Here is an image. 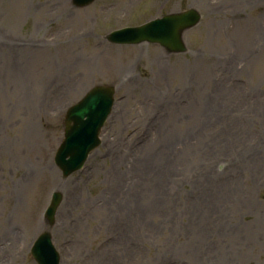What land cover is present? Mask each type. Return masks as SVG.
<instances>
[{
	"label": "rangeland",
	"instance_id": "rangeland-1",
	"mask_svg": "<svg viewBox=\"0 0 264 264\" xmlns=\"http://www.w3.org/2000/svg\"><path fill=\"white\" fill-rule=\"evenodd\" d=\"M193 6L188 53L103 40ZM97 83L118 100L65 179V111ZM56 189L61 264H264V0H0V264H37Z\"/></svg>",
	"mask_w": 264,
	"mask_h": 264
},
{
	"label": "water",
	"instance_id": "water-1",
	"mask_svg": "<svg viewBox=\"0 0 264 264\" xmlns=\"http://www.w3.org/2000/svg\"><path fill=\"white\" fill-rule=\"evenodd\" d=\"M78 3L81 2L78 0ZM197 19H200L197 12H182L177 15L167 17L162 21L163 23H151L148 26L139 29L135 38L130 37L126 40L128 42H160L164 46L168 44L170 47H177L179 46V38L181 39V32L186 26L193 25ZM114 40L116 39L114 38ZM103 90L105 89L97 88L94 90L84 102L75 106L67 117L66 134L73 136L74 138L70 146L63 144L60 147L57 154V161L60 166L67 165L69 171L76 168L80 163L79 160H75V158L78 156V152L81 151L80 148L83 145V142L89 143L87 147L88 150L95 147L98 143V140L93 142L94 139L92 137V133H89L90 129L88 126L103 112L105 104H103L104 102H101L100 100L107 99L111 96L107 90ZM104 119L105 118L103 117L97 123L95 127L96 130H98V128L102 125ZM71 122H73V124H71ZM74 150H76V153ZM68 155H72V157L69 160H66V156ZM58 201L59 198L56 203H58ZM53 215L54 212H52V215L50 216L51 220L53 219ZM48 239H50V234L44 235L43 238L40 239L38 247L33 249V255L37 257L41 264H52V253L49 247Z\"/></svg>",
	"mask_w": 264,
	"mask_h": 264
},
{
	"label": "bare ground",
	"instance_id": "bare-ground-1",
	"mask_svg": "<svg viewBox=\"0 0 264 264\" xmlns=\"http://www.w3.org/2000/svg\"><path fill=\"white\" fill-rule=\"evenodd\" d=\"M16 54H18V52H16ZM13 60H14V58L10 56V59H9L8 61H9V63H10L11 65L15 66V64H12V61H13ZM128 74H129V72H128ZM193 158H194V157H193ZM227 192H228L229 194L232 195V191H231V190H227ZM3 253H4V251L1 252V254H3Z\"/></svg>",
	"mask_w": 264,
	"mask_h": 264
}]
</instances>
